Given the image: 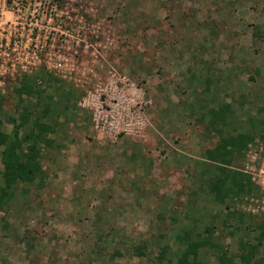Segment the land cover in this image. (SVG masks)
<instances>
[{
	"label": "rangeland",
	"instance_id": "374dc122",
	"mask_svg": "<svg viewBox=\"0 0 264 264\" xmlns=\"http://www.w3.org/2000/svg\"><path fill=\"white\" fill-rule=\"evenodd\" d=\"M24 6L26 22L37 19L51 33L37 40L45 44L39 61L11 54L18 64L26 61L15 70L46 75L38 88L56 93L54 106L62 110L54 89L58 77L68 80L79 96L71 111L83 119L51 115L52 127L69 131L53 135L57 153L41 161L43 188L16 192L0 210V264H166L158 261L164 252L175 263L183 250L177 237L194 225V234L215 225L213 239L239 264L264 259V241L255 248L252 241L264 221V142L249 146L238 168L260 191L219 205L206 173L217 163L205 152L237 125L227 119L218 136L206 129L207 117L198 123L220 105L229 104L238 118L264 106V0H23ZM12 19L5 13L3 22ZM58 62L60 71L53 68ZM0 87V131L11 134L22 109L18 86L5 79ZM233 210L246 215L243 223L224 219ZM139 247L145 256L137 255ZM213 255L208 262H216Z\"/></svg>",
	"mask_w": 264,
	"mask_h": 264
},
{
	"label": "trees",
	"instance_id": "16d2710c",
	"mask_svg": "<svg viewBox=\"0 0 264 264\" xmlns=\"http://www.w3.org/2000/svg\"><path fill=\"white\" fill-rule=\"evenodd\" d=\"M255 38H262L263 31L259 26H254ZM262 32V33H261ZM32 79L31 83L30 80ZM18 88L15 90L19 95L22 107L18 115V123L9 118L14 125V130L11 134L0 131V210L10 204L15 193L26 194L30 188H43L46 180V175L42 170L39 158L42 151L46 147L52 148L54 146V139L48 136L52 133V125L49 120L42 123L43 119H49L51 115V102L47 97L46 103L43 105L41 116L38 115L30 124V116L39 112L40 96L34 95V84L37 80L28 77L25 73L21 77H17ZM36 93V92H35ZM36 98L31 104L32 111L26 108L25 103L28 98ZM239 105L245 106L243 102ZM38 107V108H37ZM241 107V108H242ZM203 109L199 106V110ZM243 110V109H242ZM202 113H200L201 115ZM206 120V129L209 133L213 132L218 136L221 135L222 129L227 126V119H233L237 127H234L232 134L227 137L221 135L219 143L210 150L205 152V157L217 165H211L213 170L206 171L211 175L212 182L209 185L208 193L214 197L216 203L222 205L225 199L251 196L254 192H259L260 187L252 183L251 178L238 169L246 156L247 148L251 145H256L257 142H264V106L258 107L255 114L247 113L243 110V117L238 118L234 111L230 110L229 104L218 106L216 109H208L199 117L198 123ZM53 122V121H51ZM27 124H29L27 126ZM235 125V126H236ZM239 129V131H238ZM205 165L206 163H201ZM194 208V207H192ZM226 218H236L241 223L244 222L241 213L235 211H227ZM236 216V217H235ZM196 226V225H194ZM194 226L188 230H183L177 239L183 246L180 257L176 263L168 260L166 264H239L235 256H229L228 251L223 245L215 242L213 235L215 233V225L206 226L202 232L194 234ZM246 229V228H245ZM258 230L256 236L252 238L256 242V246L264 241V223L255 226ZM253 230L249 232L252 234ZM208 248V249H207ZM252 248V247H251ZM166 250V249H164ZM138 256H145L141 247L137 248ZM207 253L214 254L215 263L207 261ZM165 252L159 257L158 261L161 263ZM244 264H264V259L251 261V259H241Z\"/></svg>",
	"mask_w": 264,
	"mask_h": 264
},
{
	"label": "built area",
	"instance_id": "2783aa9c",
	"mask_svg": "<svg viewBox=\"0 0 264 264\" xmlns=\"http://www.w3.org/2000/svg\"><path fill=\"white\" fill-rule=\"evenodd\" d=\"M22 2L23 0H11L10 2L8 0H0V76L14 72L16 67H20L23 70L26 61L21 64L17 63V56L21 51L28 58L29 54H31L32 59L39 61L38 56L40 52L44 51L45 44L38 47L37 40L41 34L46 35L51 33V31L38 24L37 19L35 24L26 22L25 18L28 17L25 15L27 9L25 6L22 7ZM5 13L11 14L13 19L3 22ZM40 18L42 19L41 16ZM45 18L46 16H44ZM32 35H35L33 41H31ZM63 36H69L68 31ZM11 54L17 55V58L11 57ZM53 68L60 71L63 65L61 62H58Z\"/></svg>",
	"mask_w": 264,
	"mask_h": 264
},
{
	"label": "crops",
	"instance_id": "0c3cea01",
	"mask_svg": "<svg viewBox=\"0 0 264 264\" xmlns=\"http://www.w3.org/2000/svg\"><path fill=\"white\" fill-rule=\"evenodd\" d=\"M25 72H23L22 70H20V69H17V70H15L14 72H12V73H10V75H6V77H3V79L2 80H0V86H1V84L4 82V80L5 79H9V80H12L13 82H15L16 83V86H18L19 84H18V80H17V77H21V75H23ZM44 73H46L45 71H44ZM47 74V73H46ZM26 75H28V77H31V78H34V79H36L37 80V82H36V84H34V95H41L40 96V99H39V101H40V106H39V108H38V110H39V112L38 113H36V114H32L31 116H30V124H31V122L35 119V117L36 116H38V115H40L41 116V114H42V112L40 111L41 109H42V107H43V105L46 103V100H47V97H49L50 98V102H51V106H52V110H51V115H55V114H57V112L59 111V112H63V114H60V115H62L63 117H65L68 121H74L76 124H77V122H78V120H82L83 118H80L79 116H80V114H81V111H80V113H77V112H75V111H71V107H73V106H76L75 104H76V101H77V99L79 98V96L78 95H76V94H78V93H76V90L74 89V87H73V84H70L69 86L70 87H67L68 86V83H66L68 80H66V79H64V78H59L58 77V79H57V83H59V84H56L55 85V88L56 89H54L56 92H57V94H60V96L62 97V99L64 100V104H63V106L61 107V108H63V110L62 109H58V108H56L57 106H54V102H55V99H56V93L55 94H49V93H47L48 91L47 90H49V87H47V86H45L44 88H42V89H39L38 87L39 86H41V85H43V84H45V83H47L46 82V80H45V77L44 76H46V75H44L43 73H41V74H37L36 73V75H33V74H27L26 73ZM9 76H11L13 79H11V77H9ZM30 80V83H31V81H32V79H29ZM66 81V82H65ZM12 90H13V88H12ZM5 90H4V88H1L0 87V95H2L3 94V92H4ZM50 91H51V89H50ZM36 92V93H35ZM44 94V95H43ZM29 100L25 103V106H26V108H28V109H30L31 111H32V106H31V104L32 103H34V101L35 100H38V99H36V98H34V97H32V98H28ZM34 100V101H33ZM29 104V105H28ZM22 107H24V104L22 105ZM30 107V108H29ZM77 108V107H76ZM1 110V109H0ZM58 112V113H59ZM71 113V114H70ZM19 115V114H18ZM51 115L49 116V117H51ZM72 115H75V116H72ZM49 119H51V118H49ZM48 118L47 119H43L42 120V123H46L48 120H49ZM48 123V122H47ZM50 123V122H49ZM29 124H27V126H28ZM13 130H14V125H13ZM60 130H63L64 132H65V134L69 131V125L67 126V125H57L56 126V128L53 126V128H52V133H50L48 136H50L51 137V139L53 138V135L55 134V133H57V131H60ZM4 132V131H3ZM13 132V131H12ZM5 133V132H4ZM54 139V138H53ZM54 142H56V140L54 141ZM59 146V145H58ZM57 146H55V143H54V146L52 147V148H50V147H46L43 151H42V153H41V156H40V158H39V161H40V163L42 164V159H43V157H44V155H46L47 153H51V152H55V153H57L56 151H57ZM53 157V156H52ZM232 169H235V167L233 168L232 167ZM238 169V168H237ZM252 181V180H251ZM253 183V182H252ZM2 185V182L0 181V186ZM255 185H257V184H255ZM259 186V185H258ZM260 187V186H259ZM260 191V190H259ZM258 192H254V193H252L251 194V196L253 195V194H257ZM250 195L249 196H245V197H251ZM243 198V197H242ZM189 203H190V201H189ZM192 204H194V202L192 203ZM218 204V203H217ZM220 205V204H219ZM192 207H194L193 205H192ZM192 209V208H191ZM233 211H235V213H238V211H236V210H233ZM241 213V212H240ZM242 215H243V218L246 216L244 213H241ZM236 217V216H235ZM224 219H226V220H228V219H230L231 220V218H226V216H225V218ZM234 219V218H233ZM236 219V218H235ZM261 223H264V221L263 222H261ZM260 224V223H259ZM258 224V225H259ZM257 231V230H256ZM258 233V232H257ZM256 233V234H257ZM256 236V235H255ZM181 255V254H180ZM180 257V256H179ZM168 260H171V262L173 263V261H172V259L171 258H167V256L165 255V258L162 260V262L163 261H165V263H167V261ZM161 262V263H162ZM176 263V262H175ZM163 264V263H162Z\"/></svg>",
	"mask_w": 264,
	"mask_h": 264
}]
</instances>
